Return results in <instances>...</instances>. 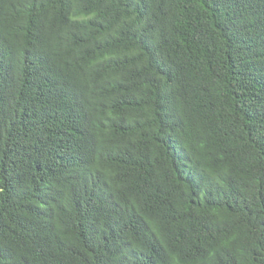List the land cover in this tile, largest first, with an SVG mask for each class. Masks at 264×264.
Returning a JSON list of instances; mask_svg holds the SVG:
<instances>
[{
    "label": "trees",
    "instance_id": "16d2710c",
    "mask_svg": "<svg viewBox=\"0 0 264 264\" xmlns=\"http://www.w3.org/2000/svg\"><path fill=\"white\" fill-rule=\"evenodd\" d=\"M0 264H264V0H0Z\"/></svg>",
    "mask_w": 264,
    "mask_h": 264
}]
</instances>
